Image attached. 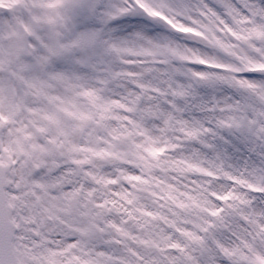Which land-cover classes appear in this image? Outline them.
Returning a JSON list of instances; mask_svg holds the SVG:
<instances>
[{"label": "snow or ice", "instance_id": "1", "mask_svg": "<svg viewBox=\"0 0 264 264\" xmlns=\"http://www.w3.org/2000/svg\"><path fill=\"white\" fill-rule=\"evenodd\" d=\"M0 264H264V0H0Z\"/></svg>", "mask_w": 264, "mask_h": 264}]
</instances>
